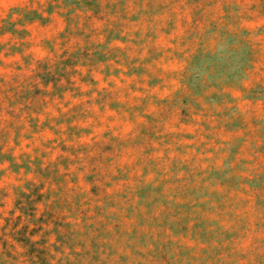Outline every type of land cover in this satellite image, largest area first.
Here are the masks:
<instances>
[{"label": "clouds", "instance_id": "1", "mask_svg": "<svg viewBox=\"0 0 264 264\" xmlns=\"http://www.w3.org/2000/svg\"><path fill=\"white\" fill-rule=\"evenodd\" d=\"M0 264H264V0H0Z\"/></svg>", "mask_w": 264, "mask_h": 264}, {"label": "rangeland", "instance_id": "2", "mask_svg": "<svg viewBox=\"0 0 264 264\" xmlns=\"http://www.w3.org/2000/svg\"><path fill=\"white\" fill-rule=\"evenodd\" d=\"M88 2L91 3L92 0H88ZM37 199H39V197H37ZM25 200H27V198H25ZM23 210H24L26 213H30V212H31L30 204H29L25 209H23ZM33 231H35V230H33ZM17 238H18L19 240H22L25 244H28V243H29L28 240L24 237V235H23V231H21V232L18 234ZM29 247L31 248V245H29Z\"/></svg>", "mask_w": 264, "mask_h": 264}]
</instances>
